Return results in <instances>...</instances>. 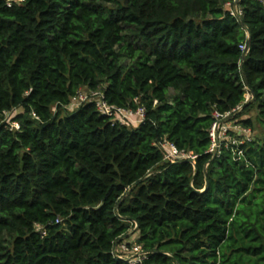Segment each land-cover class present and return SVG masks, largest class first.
<instances>
[{
	"label": "trees",
	"instance_id": "1",
	"mask_svg": "<svg viewBox=\"0 0 264 264\" xmlns=\"http://www.w3.org/2000/svg\"><path fill=\"white\" fill-rule=\"evenodd\" d=\"M233 4L0 0V264H128L121 241L140 264H264V5ZM79 90L144 120L70 111ZM238 106L243 158L212 159L213 114Z\"/></svg>",
	"mask_w": 264,
	"mask_h": 264
},
{
	"label": "built area",
	"instance_id": "2",
	"mask_svg": "<svg viewBox=\"0 0 264 264\" xmlns=\"http://www.w3.org/2000/svg\"><path fill=\"white\" fill-rule=\"evenodd\" d=\"M264 5V0H257ZM235 2V0H234ZM233 10V9H232ZM233 15L239 11H232ZM243 51L247 50L246 46L241 48ZM87 102H95L97 111L108 117L112 124L126 125V126H138L143 122L145 117V110L143 107H138L136 110L124 109L119 107H113L108 105L104 100V96L100 91L87 92L79 90L77 96L72 98L71 103L67 106L68 110H75ZM242 110V106H238L231 113L224 115L215 112V121L211 125L209 130L210 146L208 153L211 158L214 159L220 154L222 148L228 149L232 147L235 159L240 161L243 158L242 151L238 148L239 145L244 143V139H250V129L241 128L234 121L235 116ZM17 128V124H15ZM234 133V134H232ZM242 136L244 138H240ZM163 155V161L171 164L190 162L193 164L196 156L186 153L183 150H179L174 144L164 140L155 144ZM60 222L59 219L56 223ZM38 230L39 227L37 228ZM117 245L113 248V253L118 259H122L128 262V264H140L146 259V253L142 251V248L138 244L127 245L125 242H116Z\"/></svg>",
	"mask_w": 264,
	"mask_h": 264
},
{
	"label": "rangeland",
	"instance_id": "3",
	"mask_svg": "<svg viewBox=\"0 0 264 264\" xmlns=\"http://www.w3.org/2000/svg\"><path fill=\"white\" fill-rule=\"evenodd\" d=\"M249 101H250V95L247 94L246 97H245V103H247V102H249ZM21 111H22L21 109H17V110H15V111H13V112L7 114V115H6V118H5L6 121L9 122V123H11L12 125L15 126V123H12L11 121H12V119H13L17 114H19ZM53 111H54V109H53ZM70 111H71V110H70ZM246 115H247V114H246ZM247 116H251L252 119H254V117H255L253 111H251L250 114H248ZM247 116H244V117H247ZM260 132H261V130H260V129L258 128V126L255 124L253 135H254V136H258V135L260 134ZM133 232H134V229H131V230L128 232V234H129L128 237L131 238ZM128 234H127V235H128Z\"/></svg>",
	"mask_w": 264,
	"mask_h": 264
},
{
	"label": "water",
	"instance_id": "4",
	"mask_svg": "<svg viewBox=\"0 0 264 264\" xmlns=\"http://www.w3.org/2000/svg\"><path fill=\"white\" fill-rule=\"evenodd\" d=\"M239 1H240V0H235V2H234V4H233V7H232V9H233L234 11L237 10V5H238V2H239ZM235 16H236L237 19H239V21H240V16H239V14H238L237 12L235 13ZM241 24H242V23H241ZM242 27H243L244 31L246 32L247 37L250 38V36H251L250 30H249V29L247 28V26H245L244 24H242ZM247 51H248V47H247V50L243 52V58L246 56ZM247 88H248V90H250L249 86H247ZM252 99H253V98H252ZM133 187H135V185H134ZM133 187H132L131 189H133ZM131 189H130L129 191H131ZM120 203H121V201L119 202L118 206L120 205ZM116 245H117V243L115 244V246H116Z\"/></svg>",
	"mask_w": 264,
	"mask_h": 264
},
{
	"label": "crops",
	"instance_id": "5",
	"mask_svg": "<svg viewBox=\"0 0 264 264\" xmlns=\"http://www.w3.org/2000/svg\"><path fill=\"white\" fill-rule=\"evenodd\" d=\"M250 99H251V96H250ZM128 236H129V234H128V235H125V236H123V237L121 238V240H130V239L134 240V236H132L131 238H130V237H128Z\"/></svg>",
	"mask_w": 264,
	"mask_h": 264
}]
</instances>
